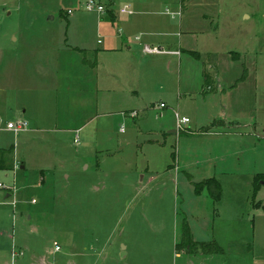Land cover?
I'll use <instances>...</instances> for the list:
<instances>
[{
	"label": "rangeland",
	"instance_id": "obj_1",
	"mask_svg": "<svg viewBox=\"0 0 264 264\" xmlns=\"http://www.w3.org/2000/svg\"><path fill=\"white\" fill-rule=\"evenodd\" d=\"M84 1L0 0V120L27 122L0 131L16 165L0 170V264H264V0L195 2L191 14L213 20L197 56L172 36L147 44L181 55L135 65L131 118L96 110L94 85L97 39L125 22ZM102 1L112 13L155 11L163 29L179 19L168 0ZM217 66L239 84L203 92V71ZM176 113L189 120L182 130ZM208 178L218 200L196 193ZM184 223L193 242L221 250L176 247Z\"/></svg>",
	"mask_w": 264,
	"mask_h": 264
},
{
	"label": "crops",
	"instance_id": "obj_2",
	"mask_svg": "<svg viewBox=\"0 0 264 264\" xmlns=\"http://www.w3.org/2000/svg\"><path fill=\"white\" fill-rule=\"evenodd\" d=\"M149 1L150 0H134L135 3H141L143 5H146V3H149ZM168 1L169 4L177 7L178 13L176 15H178L179 19L170 24H167L168 26L164 25L166 29H163V20L148 16L156 14L155 11L139 9L135 10V12H124L123 14H127H125L126 16H122L123 14H121L119 10L116 13L108 12L110 11V9L108 10L109 7H107L106 15L110 16V20L112 22H116L118 21V19L123 18L125 24L120 26L117 32L115 31L114 26L111 25L110 30H113L114 33H106L104 35V40L97 39V43L101 46L100 48H95L98 53H96L94 66L95 69L97 68V70H99L100 74L94 79V85L99 94H101L100 98H98V101H96V110H100V112H103L105 114V112H109V110L112 109L111 105H117L118 108H122L121 114L123 115H138L137 111L135 112V110H133L132 108L127 107L131 102H137L138 98L140 97L138 94L139 92L137 91V89L139 90V81L136 80L137 78L134 72L135 65L142 66L146 64V62L150 61H152L153 63H158L160 61H163V55L180 54L179 51L174 50L163 53H146L142 48L144 47V45L150 43L162 45L164 41V35L167 37L172 36L176 38V41L178 42L180 47H182L180 50H184L181 52V54H183V52H190L191 54L195 53L194 55L196 56L199 55V52L195 50L197 46H200L199 35L211 32L210 29L213 28H210V26L213 24V20L209 21V17L211 15L204 12L201 15L191 14L192 6L199 0ZM105 2L110 5L114 2V0H105ZM174 16L175 14H173L172 17ZM100 20H102L101 17ZM101 23L102 22H99V24ZM206 23L208 25H205ZM135 35L138 36L134 38ZM193 41L194 43H192ZM234 54L238 55V53ZM137 55H140V58H137ZM237 58L246 60L245 55L239 54ZM82 67L84 69V67L86 66L82 65ZM203 72V92L206 91L205 88H209L208 91H211V89L215 87L216 90L214 91H216L215 93H218V91H220V88L225 89L222 87L223 83L228 84V87L231 83L232 85L235 84L236 87L239 84L238 82H236L238 78H233L229 81L228 78L226 79L225 77H223V75H220L218 66L214 67L213 72ZM118 88H122L124 90V98L117 101L118 96L115 95V93ZM143 92L144 91H142V93ZM226 92H228V89H226L223 93L225 94ZM228 94H230V92H228ZM129 117L131 118L132 116ZM217 118L221 119V117ZM90 120H92V118H89L87 121H82L81 123L75 122V125L79 124L81 128L82 126H85V124ZM234 122L237 121L234 120ZM74 129L77 130L76 128ZM4 131L6 132L8 130H2L1 132L4 133ZM180 132H185V130ZM145 133L147 134V136H152L154 134L151 131H145ZM167 133H169L170 135L172 133H175V130L168 131ZM239 134L241 133L239 132ZM147 141L154 142L155 140L148 139ZM1 148H5V146H1L0 149ZM21 167H23V165Z\"/></svg>",
	"mask_w": 264,
	"mask_h": 264
},
{
	"label": "trees",
	"instance_id": "obj_3",
	"mask_svg": "<svg viewBox=\"0 0 264 264\" xmlns=\"http://www.w3.org/2000/svg\"><path fill=\"white\" fill-rule=\"evenodd\" d=\"M208 77V76H207ZM11 148H1L0 149V170H12L14 168L13 158L11 156ZM260 180H264V174H259L255 177V183L258 184ZM196 193H199L202 188L206 187L211 193L215 200L220 198V184L215 178H208L204 181L196 183ZM213 188V189H212ZM191 244L200 247L202 253L209 254L213 252H219L221 248L217 246L215 242H193L189 235L188 226L184 223L182 227V237L181 241L176 244V247L181 244Z\"/></svg>",
	"mask_w": 264,
	"mask_h": 264
},
{
	"label": "built area",
	"instance_id": "obj_4",
	"mask_svg": "<svg viewBox=\"0 0 264 264\" xmlns=\"http://www.w3.org/2000/svg\"><path fill=\"white\" fill-rule=\"evenodd\" d=\"M84 8L86 11L88 12H94L97 14H105L107 13V7L105 6L104 2L102 0H85L84 1ZM119 11L121 13L124 12H129V7L127 5L121 7L119 9ZM67 13H71V10L68 9ZM143 51L146 53H163V52H167L164 49H162L159 46H153V45H144L143 47ZM178 53V52H175ZM160 107H163V104L160 103L159 104ZM176 120H177V126L181 129V125L187 123L189 120L186 117H180L177 113H176ZM27 127V122L23 119L17 120L15 122L13 121H8L3 123L0 120V131L1 130H8V131H12L14 133H17L19 131H23L25 130ZM121 131H123V129L121 128ZM74 141L78 142V134L75 132V137H74ZM16 167V165H14V168ZM13 168V169H14ZM0 186H2V184H0ZM34 201V200H32ZM59 249V245L54 242V250H58ZM20 254H22V252H20ZM12 256H16V252L12 251Z\"/></svg>",
	"mask_w": 264,
	"mask_h": 264
},
{
	"label": "water",
	"instance_id": "obj_5",
	"mask_svg": "<svg viewBox=\"0 0 264 264\" xmlns=\"http://www.w3.org/2000/svg\"><path fill=\"white\" fill-rule=\"evenodd\" d=\"M261 183H264V180H262Z\"/></svg>",
	"mask_w": 264,
	"mask_h": 264
}]
</instances>
